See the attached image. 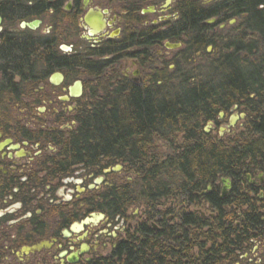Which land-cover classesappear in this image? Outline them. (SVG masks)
<instances>
[{"label":"trees","instance_id":"trees-1","mask_svg":"<svg viewBox=\"0 0 264 264\" xmlns=\"http://www.w3.org/2000/svg\"><path fill=\"white\" fill-rule=\"evenodd\" d=\"M180 13L187 56L171 63L147 52L139 87L103 61L62 59L69 71L78 64L88 82L63 159L126 168L130 180L106 187L98 203L109 215L149 209L156 227L140 226L138 246L117 244V253L127 255L120 264H247L241 256L251 241L264 240V198L245 178L261 173L264 179V10L236 28L250 25V35L217 38L205 33L208 11L186 6ZM145 30L136 33L137 46L166 38ZM8 61L0 58L4 72ZM233 106L244 110L243 131L221 139L203 131ZM223 178L231 187L221 198L215 183ZM208 186L211 192L199 196ZM203 206L208 216L197 213Z\"/></svg>","mask_w":264,"mask_h":264},{"label":"flooded vegetation","instance_id":"flooded-vegetation-1","mask_svg":"<svg viewBox=\"0 0 264 264\" xmlns=\"http://www.w3.org/2000/svg\"><path fill=\"white\" fill-rule=\"evenodd\" d=\"M186 6L208 11L202 22L208 37H239L253 32L250 25L236 28L264 10V0H0V58L9 60L5 72L0 69V264H120L127 255L117 253V244L138 246L140 226L156 227L144 207L134 221V206L111 216L98 204L106 187L120 184L123 166L113 171L117 164L88 167L63 159L88 82L78 64L69 71L62 59L103 61L139 87L147 52L171 63L187 56L180 27ZM144 29L166 38L137 46L136 33ZM77 81L76 97L69 88L77 89ZM245 178L256 197H264L262 174ZM259 243L264 240L251 241L247 264H264Z\"/></svg>","mask_w":264,"mask_h":264},{"label":"rangeland","instance_id":"rangeland-1","mask_svg":"<svg viewBox=\"0 0 264 264\" xmlns=\"http://www.w3.org/2000/svg\"><path fill=\"white\" fill-rule=\"evenodd\" d=\"M211 51H212V47L207 50V52H210V53H211ZM241 114H243L242 119L240 118ZM233 115H236V119H235V122L232 124V126H230V118ZM244 117H245V113H244L243 108L231 110V111L227 112L226 114H223L221 119H218L220 122L219 125H213V124H210V126L206 125L203 127V131L206 133H211L214 137H217L218 139L232 137L233 134H237V133L243 131L242 126H243V122L245 120ZM221 128H224V129H221ZM157 145H158V147L161 146L160 144H157ZM159 150H160V148H159ZM118 165H120V164H118ZM121 168L122 169H120L118 171V176H119V179L121 180L120 183H123V182H125V180H130V179L126 178L129 176L125 175L126 171H124V167H121ZM229 189H230V187L226 188V193L228 192ZM258 198L263 199L264 197L262 195H260ZM135 208H137V209L134 210V214L137 215V213H138V216L136 219H134V221H137L143 211H141L142 207L140 205L135 206ZM202 208H200V209L204 210L206 213L208 212L207 206H203ZM262 246H264V243H259L255 247H256V249H259ZM251 248H252V246H250V248L248 249L247 255L245 256V258L242 261L247 262V263L249 262L248 260L251 256V254H250Z\"/></svg>","mask_w":264,"mask_h":264},{"label":"water","instance_id":"water-1","mask_svg":"<svg viewBox=\"0 0 264 264\" xmlns=\"http://www.w3.org/2000/svg\"><path fill=\"white\" fill-rule=\"evenodd\" d=\"M165 46H166L167 48L172 49V48H174V47H178L179 44H176V43H174V44H170V43L166 42V43H165ZM208 49H209V48H208ZM57 76H58L59 79L62 78V76H61L60 74H57ZM75 86L77 87V89H74V87H70V88H69V92H70L71 95L77 97V95L80 94L81 84L77 81V82H75ZM236 108H237V106H233V107H232L233 110H236ZM222 116H223V113L220 112L219 115H218V118L221 119ZM242 117H243V114L240 115V118H241V119H242ZM235 119H236V115L231 116V118H230V126H232V124L235 122ZM210 124H211V123H210ZM210 124H208V125L210 126ZM221 129H224V128H221ZM221 129H220V130H221ZM112 169H113V171H114V170H119V169H120V165L117 164V165L113 166ZM107 172H109V170H107ZM247 177H249V176H247ZM221 184H222V186H223L222 191H221V192H222L221 197L224 198V195H225V193H226V188L231 187V185H230V180H229L228 178H223V179L221 180ZM197 212L203 217L204 212H202L201 209H198Z\"/></svg>","mask_w":264,"mask_h":264},{"label":"bare ground","instance_id":"bare-ground-1","mask_svg":"<svg viewBox=\"0 0 264 264\" xmlns=\"http://www.w3.org/2000/svg\"><path fill=\"white\" fill-rule=\"evenodd\" d=\"M221 186V185H220ZM222 191V190H221Z\"/></svg>","mask_w":264,"mask_h":264}]
</instances>
